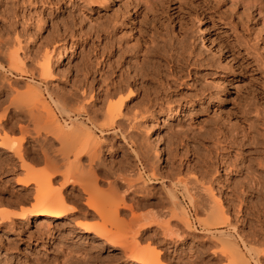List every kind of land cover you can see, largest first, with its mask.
Here are the masks:
<instances>
[{
	"label": "rangeland",
	"instance_id": "rangeland-1",
	"mask_svg": "<svg viewBox=\"0 0 264 264\" xmlns=\"http://www.w3.org/2000/svg\"><path fill=\"white\" fill-rule=\"evenodd\" d=\"M0 40L6 42L3 43L2 49L0 47V116L8 108L6 114L9 126L10 123L21 125L25 127L26 133L39 132L42 137L47 132L45 137L58 148V143L53 141V137L50 138L53 133L48 130L54 125L63 126L66 118L59 113L53 100L62 95L83 92L75 102L76 107L72 105L69 108H78H73L81 113L77 115L76 123H84L91 136L100 143L99 157L104 166L94 169L102 179L107 180V176L102 174L108 169L119 173L131 171L145 178L148 172L143 169L144 165L137 163L135 153L143 158L150 157L149 167L152 165L151 168H154V153L157 152L161 163L156 166V171L163 176H160L159 184L145 185L146 192L143 190L141 195L143 197L146 194L144 200H141L142 197H136L141 203H146L152 194L157 199H163V187L169 186L180 177H195L194 179L197 178L203 185L211 180L214 194L216 197L221 196L223 204L230 212L231 224L237 226L236 232L231 231L232 228L226 229L229 234L237 242H240L237 240V231L243 238L250 233V236L253 235L264 242V201L257 197L255 192H247L245 199L249 205L246 208V217H241V213L237 214V201L232 203L234 196L231 190L240 187L244 182V174L224 172L219 167L222 154H226L227 162L234 165L246 157L248 152L252 153L254 146L246 140L251 136L255 141L264 142V0H0ZM117 48L123 51V70L129 65L132 54L134 57H146L141 70V74L146 75L142 79L144 83L136 81L139 96L129 103L130 108L135 106L137 110L128 107L127 115L132 116L134 112L142 114V109L137 108L140 107L137 102H141L142 94L146 93L153 98L156 93H160V84L175 79L173 68L177 73L176 78L180 77L183 84L175 88L176 93L172 96L174 103L180 102L181 106L177 110L179 116L168 121L166 111L150 109L153 114L150 117H147L148 113L143 112L146 116L141 120L144 121L143 124L137 129L126 128L124 140L114 133L103 135L96 129L104 124L105 120L102 114L107 99L101 90L104 87L107 54ZM44 49L47 52L53 49L52 63L63 49L68 55L64 63L56 67L57 69L53 68L55 76L52 80L38 74L39 71L34 66L46 53ZM14 50L18 62L16 59L8 60L9 53ZM24 55H28L29 59L21 61ZM113 55L114 59L119 58L118 52ZM168 55L175 57L171 58L174 62L167 60ZM162 56L163 59H159ZM31 66L36 68L37 73ZM130 75L133 77L135 74ZM130 79L128 78V81H133L131 77ZM176 83L179 84V79H176ZM29 86L42 94L41 104H35L33 97H28ZM16 93L19 97L13 99ZM183 95L185 97L182 98ZM23 96L26 98L23 99ZM11 99L19 103V108L13 107V104L9 105ZM185 101L189 102L185 104ZM21 103L26 104V108L27 103H30V112L35 116L39 115L35 118L31 113L27 114L28 109L20 107ZM32 104H35L34 108ZM49 116L52 123L48 120ZM37 117L43 121L45 118V123L37 120ZM32 119L39 121L38 125ZM32 121L35 125L31 124ZM46 123L51 128L44 130L41 126L46 128ZM20 133L18 129L8 132L5 139L1 137L4 136L1 131L0 142L9 139L20 141L24 135ZM222 140L225 141L224 144L220 143ZM230 141L234 143L233 148H228L225 152L220 151V148ZM25 145L30 155L32 151L38 150L29 137L26 138ZM259 147L263 154L250 155L254 160L253 164L264 161V145L259 144ZM8 156L10 153L0 147V211L9 209L19 212L23 208L28 209L33 199L30 197L28 202L14 205L5 202L7 199H15L16 194L20 193L14 180L25 177L26 173L45 175L51 170L45 168L43 163L33 162L30 164L34 170H19V163L14 159L12 163L16 168L15 171L10 169L11 172L10 165H7L11 162ZM85 160L83 158V161ZM57 182L59 179L52 181L53 187L58 188ZM103 184L100 183V187L106 189V184ZM69 190L71 191V187L66 189V193H70ZM11 194L15 197H10ZM147 202L150 205L144 209L146 213H152L154 209L159 210L155 200ZM185 206L189 210L191 225L197 227L200 233H186L187 237L182 244L169 248L159 246L165 253L163 262L223 264V247L218 250L216 248L218 253L221 251L220 258L213 247L215 245H211V240L209 239V242L207 238L209 235L203 231L208 224L203 220L207 215L199 209L198 213H194L187 204ZM84 213V210H80L72 216L73 223L94 219ZM196 214L200 218L198 215L194 216ZM256 214L260 217L257 218ZM235 215L241 218L237 221L238 217ZM67 222H70L68 218H62L54 223L55 237L49 239V243L38 239L27 241L28 233L36 229L35 222L27 226L18 225L8 232L6 238H0V261L7 258L11 259V264H109L103 261L112 254L108 248L97 254L93 249L92 255H97L102 260L88 263L89 256H84L82 251L78 252L75 245H72L75 239L67 236L73 229L72 227L70 230H64ZM73 223L69 224L73 226ZM202 224L205 227L201 226ZM23 228L28 232H23ZM18 236L24 240L14 244ZM149 240L143 242L142 247H151L161 241L158 237L151 239L152 242ZM239 245L242 248L240 243ZM92 255L90 254V257ZM119 257L116 256L110 264H124L125 261Z\"/></svg>",
	"mask_w": 264,
	"mask_h": 264
},
{
	"label": "bare ground",
	"instance_id": "bare-ground-1",
	"mask_svg": "<svg viewBox=\"0 0 264 264\" xmlns=\"http://www.w3.org/2000/svg\"><path fill=\"white\" fill-rule=\"evenodd\" d=\"M27 1L29 2V0ZM110 1L112 2L113 0ZM3 43L6 42L0 40L1 49L3 48ZM45 52L46 53L43 55V57H41L42 59L40 58L41 61L34 66H36L37 70L39 71L38 74L47 80H52L55 76L53 75V68H56L60 64L64 63L68 55L65 54V49H63L62 53L57 57V59L55 58L52 63L51 54L53 53V49H49L48 52L45 50ZM117 52L119 58L114 59L113 54H116ZM11 53H9V56L6 55L9 58L7 59H16L17 54H14L16 53L15 50ZM122 54L123 51L119 48L111 50L107 54L105 71L106 75L103 83L104 87L101 90L103 91L102 95H104L105 99H107V103L102 114L105 120L103 122L104 124L98 126L96 129H98L103 135L114 133L121 140H124V130L126 128H139L144 122L141 120L146 117L144 116V113L149 114L147 117L153 115L150 109L153 110V108H157L160 112L166 111V120L168 121L174 120L177 116H179L177 110L181 106L179 104L180 102L178 101L174 103V101H172V96L176 93L175 88L183 84L180 81V77L176 78L177 73L174 70L175 68H173L172 73L175 75H173V78L175 79L170 81L168 80L166 83L160 84V93H156L155 97L153 98H150L148 94L143 93L141 96L142 99H140L141 102H137L140 104L138 105L135 103L136 105L140 106L137 108L139 110L141 108L144 113L142 112V114H136L134 112L132 116H129L127 115V111H129L131 106L129 103L137 98L139 96L138 93L140 92L136 87V81H141L140 83L143 84L144 81L142 79L146 77V75L141 74L146 57H134L132 54L130 57L131 60L128 62L129 65L123 70L121 69L123 57L121 56ZM22 57V60L19 57L21 61L29 59L28 55H24ZM163 57L164 56L159 57V59H163ZM171 58L173 57H170V55L167 56V60L169 62H174L173 59L175 57L173 59ZM180 66L181 65H179V67ZM32 68L34 70L36 69L34 67ZM130 73H134L135 75L132 77ZM129 75L133 79L131 82L128 81V78L130 79V77H128ZM116 77L117 79H115ZM176 79H179L178 85L176 83ZM31 87L27 92L29 96H27H32V101L35 104H41L43 101L42 94L40 91L38 92L34 90V87ZM18 92L22 94V91ZM17 94L18 93L15 94L13 99L19 97H17ZM23 94L25 95V93ZM82 94L83 92L81 94L74 92L69 95H62L56 98L57 100H53V103L57 107L59 113L66 118L65 121L63 120V126L61 125L60 127L58 125H54V127H52L53 131L52 129L48 130L53 133V135L51 134L52 136L50 138L53 137V141L58 143V148H56L54 143L50 142L46 138L47 132L44 133V136L42 137L38 132L40 130L34 129L39 134L29 132L26 133L24 129L25 127H22L21 125L16 126L15 124L10 123L11 126H9L8 115L6 114L8 108H6L4 114L0 116V132L2 131L4 135L1 137L5 138L8 132H15L16 129H18V131L23 134L24 132L26 133L23 136L21 135L22 137L20 141H9V139L5 140L4 142H0V147L3 148L5 152L10 153L8 159L11 162L7 164L8 166L10 165L9 170L11 169L12 171H15L16 166L14 163H12L14 159L17 161V163H19V170L29 171L30 168H32L30 164L32 162L37 164L43 163L46 166L45 168L51 170V172L45 170V172L48 171L45 175H41L40 173L34 174L33 172L26 173L25 177H18L14 180L15 185L19 188L18 193H20L18 195L16 194V197L11 194L10 197L14 196L15 199H7L5 202L12 205L20 203L22 204L24 202H28L30 197L33 199V202L30 204L28 209L23 208L19 212H13L9 209L0 211V238H6L8 232L14 230L18 225L27 226L32 224V222H35L36 229L35 231L28 233L27 241L38 239L40 241L49 243V239H53L55 237V222H58L62 218H68V220L73 223L72 218L74 215L80 212V210H84L85 215L94 219L87 222H74L73 226L69 224L70 222H67L66 228L64 230H70L73 227L67 236H69L70 239H75L72 245H75L78 252L82 251L84 256H89L88 263L90 261L100 262V260H102L99 259L100 257L98 258L97 255H92L93 249L96 250L94 252L97 254L100 253V251L108 248L109 252L112 254H109L108 258L104 259L103 261L109 264L112 263L113 260H115V257L118 255L125 261L124 264H165L163 262L165 253L162 251V249H159V246L162 245L166 246V248H169L172 245L174 246L182 244L187 237L186 233H200L197 230V227L194 228V226L191 225L189 210H187V207L185 206V204H187L189 209L194 213H196L199 209L202 211L201 213L205 212V215H207L205 217L207 220L205 221V218L203 219L205 224L208 222L207 226L205 227L203 224L201 226L205 227L203 231L205 230L204 233L209 235L207 238L208 240H211L210 244L216 246L213 247L215 248V252H217L218 256L221 258V256L224 255L222 256L225 258L224 263L222 262L223 264H264V242H261L262 240H259L253 235L250 236V233L248 236L244 235L245 237L243 238L241 234H238L239 231H237V240L240 241L237 242L236 239L226 230L232 228L233 230L231 231L236 232L237 226L236 224L234 225V223L231 224V216L229 215L230 212L228 211V207L226 208V206L223 204L220 194V197H216L214 194V190L211 188V180L208 181V184L203 185L199 183L200 181H197V178L195 180V177H180L175 179L176 181H172L169 186H162L164 190L163 199H157L153 194L149 195L150 197L148 200H155L156 207L158 206L157 209L159 210L154 209L153 211L156 212H153L149 209L152 211V213H146L145 208H147L152 202L150 201V204H147L148 200H145L146 203L140 202L141 200H144L143 197L146 195L144 194L143 197L141 196L143 194V190L146 192L145 185L159 184V180H161L160 176H163L156 171V166L161 163L160 159H158L157 152L154 153L156 158L155 162L153 163L155 165L154 168H151L152 165L149 167L150 165L148 164V161L150 160V157L143 158L140 154L135 153L134 157L137 163L141 164L142 166L144 165L143 169L145 172L146 170L148 172L145 178H142L140 174L135 175L131 171L119 173L108 169L104 174H102L104 177L107 176V178H105L107 180L102 179V177L98 175L94 169L95 167L104 166L99 157V154L101 153L99 145L100 143H98V141H96L91 136V132L88 131L89 129L84 123H76L77 115H80L81 113L78 110H74L78 109L74 108V106L77 104L75 102L78 101ZM196 96L197 95H195V97ZM183 97L185 96L183 95L182 98ZM25 98L26 97L23 96V99ZM90 98H92V96H90ZM13 99L11 100L13 101ZM12 101L9 105L13 104V107L19 108V103ZM19 102L21 101L19 100ZM188 102L189 101H185V104ZM28 104L30 103H27V108L25 107L26 104H22L20 107H25L23 109L27 110L28 106L31 105ZM35 104H32V107L35 106ZM72 105H74V109L71 108V110L69 107H72ZM44 106L45 105L43 104L42 108H44ZM132 108L133 107L130 109ZM31 109L32 108L28 109L29 113L27 112V114L32 112ZM133 109H136L135 106ZM31 115L34 114L31 113ZM38 115L39 114L36 116ZM34 116H32V118ZM40 119L37 117V120L42 122L43 120ZM37 120H35L36 124L39 122H36ZM48 120H50V116L48 117ZM44 121L43 124L45 123ZM50 121L52 123V120ZM32 123L33 121L31 124ZM51 123L48 122V124ZM55 123L56 120L54 121V124ZM41 127L45 130L49 126L47 125L45 126L46 128H44L43 125ZM50 132H48L49 135ZM152 132L155 131L152 130ZM27 137L32 139L38 148L36 152L32 151L31 155L28 149L24 147ZM246 140L248 144L254 146L252 147V153L248 152L246 157H243V159H241V161H239L237 164L232 165V162H227L225 159L226 154H222L221 156L219 154V167L222 168L224 172H234L237 175L244 174V182L240 185V187L231 190L233 193L232 195L234 196V199L231 201L232 203H234L235 200L237 201V214L241 213V217H246V208L249 205V202L245 199L247 192H255L257 197L259 196L260 199L264 201V161H257L253 164L252 162L254 160L250 157V155L254 154H263L261 153L262 151L260 150L261 148L259 147V144L264 145V142L260 143L255 141L252 136L250 139ZM220 143L224 144L225 141L222 140ZM228 143L229 144H226V146L223 145L220 148V151L225 152L226 149L233 148L234 143L232 141ZM262 149L264 150V147ZM83 158L86 160L83 161ZM57 178L59 179V182H57L59 185L58 188L53 187L52 183L54 179L55 181L58 180ZM102 182L106 184V189H102V187H100V183ZM68 187H71V191L69 190L70 193H66V189ZM147 194H149V192H147ZM130 196L133 197L130 198ZM136 197H142L143 199L140 200ZM197 215L198 214L194 216ZM236 217H238L237 221L239 218H241L240 216ZM256 217L259 218L260 215L256 214ZM199 220H197L198 223ZM23 232L28 231L23 228ZM146 233H148V235H146ZM60 235L61 237H64L62 234ZM157 237L161 240L159 241L160 243H155V245L151 247H142L143 242H148L149 239L151 240ZM17 238L18 239H16L14 244L21 243L24 240H22V238L19 236ZM78 241L82 242L83 244L77 243ZM239 243L242 245V248ZM221 247H223L224 250H222L223 252L219 251V253H223L222 255H219L217 250L218 248L221 249ZM90 254L92 257H90ZM218 258H216L217 261L219 260ZM0 264H11V259L6 258L0 261Z\"/></svg>",
	"mask_w": 264,
	"mask_h": 264
}]
</instances>
